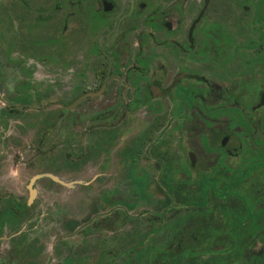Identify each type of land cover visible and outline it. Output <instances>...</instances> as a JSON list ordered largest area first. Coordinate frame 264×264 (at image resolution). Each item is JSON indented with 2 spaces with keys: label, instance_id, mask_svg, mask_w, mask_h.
I'll list each match as a JSON object with an SVG mask.
<instances>
[{
  "label": "flooded vegetation",
  "instance_id": "obj_1",
  "mask_svg": "<svg viewBox=\"0 0 264 264\" xmlns=\"http://www.w3.org/2000/svg\"><path fill=\"white\" fill-rule=\"evenodd\" d=\"M0 264H264V0H0Z\"/></svg>",
  "mask_w": 264,
  "mask_h": 264
},
{
  "label": "rangeland",
  "instance_id": "obj_2",
  "mask_svg": "<svg viewBox=\"0 0 264 264\" xmlns=\"http://www.w3.org/2000/svg\"><path fill=\"white\" fill-rule=\"evenodd\" d=\"M54 88V87H53ZM57 89V87L55 88ZM56 93L54 92H47V95L48 96H42V99L43 101H54V102H59V104H63V105H66L68 104V102L70 100H72L74 98V96L76 95V93H73V92H68V93H65L64 95H62L59 90H55ZM51 95V96H50ZM60 104V105H61ZM79 191H65L64 192V196H60L58 197V200L55 198H52V197H43L41 200H42V205L40 207L41 211H44L45 212V209H44V205H47V206H50V205H57V204H60V206L62 207L63 205H68L70 203L71 204V208H74L76 205L79 206L80 205V200L81 199V195H78ZM49 209H51V206L48 207ZM77 219H80V216L78 215ZM43 221V220H42ZM45 222V221H43ZM47 225L48 224H53L51 223V221H47L45 222ZM45 223H42V225H45ZM50 226V225H48ZM43 227V226H42Z\"/></svg>",
  "mask_w": 264,
  "mask_h": 264
}]
</instances>
